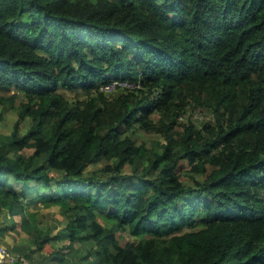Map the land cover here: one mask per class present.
<instances>
[{"label": "trees", "instance_id": "obj_1", "mask_svg": "<svg viewBox=\"0 0 264 264\" xmlns=\"http://www.w3.org/2000/svg\"><path fill=\"white\" fill-rule=\"evenodd\" d=\"M11 88L25 103L0 143V234H27L12 251L34 264H264V0H0ZM198 108L212 122L178 124ZM144 134L159 139L148 148ZM54 206L55 232L37 224Z\"/></svg>", "mask_w": 264, "mask_h": 264}, {"label": "rangeland", "instance_id": "obj_2", "mask_svg": "<svg viewBox=\"0 0 264 264\" xmlns=\"http://www.w3.org/2000/svg\"><path fill=\"white\" fill-rule=\"evenodd\" d=\"M117 82L113 81L110 84H107L106 88L107 90H103L102 92L104 93H109V94H114L117 92V87H116ZM122 86L121 88H133L131 84H120ZM59 92L62 93V95L68 99V100H74L76 98H84L86 95L82 94L79 95L75 92H70V91H65V90H59ZM2 99V100H1ZM25 103V98L23 94L15 92L13 88L11 89H0V113L2 116V119L0 120V143H1V138L2 137H7L13 133L14 130V125L18 121V115L21 111V105ZM190 112V111H188ZM187 112V113H188ZM180 114L177 118L178 124H188V122L193 123L197 128H201L203 123H210L212 122V118L205 110L202 109H194V111L190 114ZM30 121L28 119H24L19 122V127L17 130V135H23L25 134L26 129L29 127ZM159 137L158 135H138L137 136V143H144L146 147L150 148L152 147V143L158 140ZM11 155V152H9V156ZM40 161H35L33 163L34 165L39 164ZM92 166L88 167L91 168ZM187 169V165L184 164L179 171V174L181 175L182 179L186 178L187 176L185 175ZM123 174L125 175L126 179H131L132 177V169L126 165L125 168L123 169ZM199 179V177H197ZM35 208H38V206H31L30 209L35 210ZM39 212L41 213V219L37 221V224L39 227H46L50 226L53 227V232H55L56 229L60 228L63 225V219L60 216L59 213V208L57 206L50 207L48 209H38ZM3 226V224H2ZM203 225L200 226H193L192 229H200L202 228ZM4 233L5 235V242L0 243L1 247L6 248L7 251H12L11 246H17L20 243L23 244L24 240L27 237V234L22 231L19 226H14L13 231H5L2 229L1 235L3 236ZM119 241L120 245H124V243L127 240V234H119ZM22 241V242H21ZM17 242V244H16ZM26 245V244H25ZM24 245V246H25ZM16 253V252H15ZM22 256V255H21ZM24 257V256H23ZM25 258V257H24ZM26 259V258H25ZM34 259L33 261H35ZM26 262L28 264H34L28 259H26ZM16 264H21L20 262H17Z\"/></svg>", "mask_w": 264, "mask_h": 264}, {"label": "built area", "instance_id": "obj_3", "mask_svg": "<svg viewBox=\"0 0 264 264\" xmlns=\"http://www.w3.org/2000/svg\"><path fill=\"white\" fill-rule=\"evenodd\" d=\"M106 87L102 86L100 90H107ZM17 262L28 264L23 256L15 252L7 251L6 248L0 246V264H16Z\"/></svg>", "mask_w": 264, "mask_h": 264}, {"label": "crops", "instance_id": "obj_4", "mask_svg": "<svg viewBox=\"0 0 264 264\" xmlns=\"http://www.w3.org/2000/svg\"><path fill=\"white\" fill-rule=\"evenodd\" d=\"M8 231H10V230H8ZM5 235H6V233H4L3 236L0 234V243L5 242V240H6V239H5ZM26 241H27V237H26V239L24 240V243H23V244L20 243L19 245L14 246V247L10 245V247H11V249H12V248H18V247H23V246L26 244ZM21 242H22V241H21ZM16 244H17V242H16ZM58 246H60V244H59ZM36 258H39V257L37 256V254L35 255L34 259H36ZM50 264H78V263H74V259L71 260V258H69V255L67 254V256H65V259H61L60 262L55 261V262H51Z\"/></svg>", "mask_w": 264, "mask_h": 264}]
</instances>
